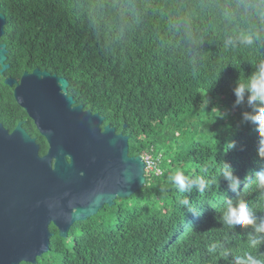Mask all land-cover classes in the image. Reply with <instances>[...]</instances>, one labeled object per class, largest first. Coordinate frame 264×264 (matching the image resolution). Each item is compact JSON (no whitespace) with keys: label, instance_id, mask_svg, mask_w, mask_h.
Instances as JSON below:
<instances>
[{"label":"trees","instance_id":"16d2710c","mask_svg":"<svg viewBox=\"0 0 264 264\" xmlns=\"http://www.w3.org/2000/svg\"><path fill=\"white\" fill-rule=\"evenodd\" d=\"M0 1L10 64L0 79V122L7 129L27 113L5 78L40 68L66 77L78 103L129 135L130 155L161 154V175H147L131 197L76 222L68 238L51 225V249L36 264H232L212 245L234 255L248 250L254 226L229 229L222 213L227 200L244 198L256 223L264 222L255 187L264 170L261 138L243 118L251 111L246 100L236 104L234 93L264 61V0ZM249 31L261 37L250 47L238 40ZM225 162L240 181L236 191L218 171ZM177 169L211 183L181 193L168 180Z\"/></svg>","mask_w":264,"mask_h":264},{"label":"water","instance_id":"95a60500","mask_svg":"<svg viewBox=\"0 0 264 264\" xmlns=\"http://www.w3.org/2000/svg\"><path fill=\"white\" fill-rule=\"evenodd\" d=\"M6 22L0 11V39ZM7 60V44L0 42V79ZM5 83L49 150L40 153L24 121L12 131L0 122V264H36L51 249V225L68 238L76 222L131 197L147 182L146 162L130 155L129 135L104 125L99 112L74 105L66 77L35 68Z\"/></svg>","mask_w":264,"mask_h":264},{"label":"clouds","instance_id":"9594fccd","mask_svg":"<svg viewBox=\"0 0 264 264\" xmlns=\"http://www.w3.org/2000/svg\"><path fill=\"white\" fill-rule=\"evenodd\" d=\"M260 38L259 33L249 31L240 35L238 40L240 44L250 47ZM228 43H232V41L229 40ZM234 93L236 96V104H242L246 100L247 105L251 109V111L243 114V118L255 126L261 138L258 155L264 158V61L259 62L252 74L237 85ZM234 146V143L228 145L229 148H233ZM218 171L229 182L232 191H236L240 181L234 176L231 165L225 162L219 167ZM255 176V187L260 191L261 198L264 199V170L257 171ZM168 180L181 193L190 190L194 183L203 192L211 183L210 180H206L203 176H196L193 181L186 176L184 169H177L169 175ZM181 203L189 205V200L183 199ZM222 214L224 224L229 229H234L237 226H254V234L249 236L247 244L248 250L244 251L243 254L234 255L229 249L224 247L223 243L213 244L211 251L217 252L219 249L221 257L232 255V264H264V253L258 251L260 246L264 244V236L258 235L264 233V222L260 224L256 223L257 217L254 206L250 205L244 198H240L235 203L232 200H227Z\"/></svg>","mask_w":264,"mask_h":264},{"label":"flooded vegetation","instance_id":"af4514ba","mask_svg":"<svg viewBox=\"0 0 264 264\" xmlns=\"http://www.w3.org/2000/svg\"><path fill=\"white\" fill-rule=\"evenodd\" d=\"M21 79V78H20ZM18 79V80H20ZM76 101V99H75ZM83 105V109L84 110H88L89 108H86L84 106V104L82 103H78L77 101L75 102L74 105ZM91 110V109H90ZM93 112V111H92ZM27 113V112H26ZM93 113H96V112H93ZM21 121V120H20ZM22 121H24V128L28 131V133L33 137V138H36V141L38 142V144H40V153H41V149L43 147V145L46 147V152L45 153H41L42 155L46 154L47 151L49 150V144H48V141L47 139L39 132L34 120L29 117V115L27 114V117L25 119H23ZM119 133V132H118ZM121 198H117L116 199V202L117 200H119Z\"/></svg>","mask_w":264,"mask_h":264},{"label":"built area","instance_id":"2783aa9c","mask_svg":"<svg viewBox=\"0 0 264 264\" xmlns=\"http://www.w3.org/2000/svg\"><path fill=\"white\" fill-rule=\"evenodd\" d=\"M152 150H147L142 153L146 162V175L154 174L159 176L162 174V168L160 166L161 154L155 156Z\"/></svg>","mask_w":264,"mask_h":264},{"label":"rangeland","instance_id":"374dc122","mask_svg":"<svg viewBox=\"0 0 264 264\" xmlns=\"http://www.w3.org/2000/svg\"><path fill=\"white\" fill-rule=\"evenodd\" d=\"M226 107V106H225Z\"/></svg>","mask_w":264,"mask_h":264}]
</instances>
